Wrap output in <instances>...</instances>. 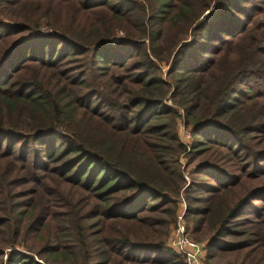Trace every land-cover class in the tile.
Instances as JSON below:
<instances>
[{
    "label": "trees",
    "instance_id": "obj_1",
    "mask_svg": "<svg viewBox=\"0 0 264 264\" xmlns=\"http://www.w3.org/2000/svg\"><path fill=\"white\" fill-rule=\"evenodd\" d=\"M186 168L206 264H264V0H0V264H184Z\"/></svg>",
    "mask_w": 264,
    "mask_h": 264
},
{
    "label": "built area",
    "instance_id": "obj_2",
    "mask_svg": "<svg viewBox=\"0 0 264 264\" xmlns=\"http://www.w3.org/2000/svg\"><path fill=\"white\" fill-rule=\"evenodd\" d=\"M178 114L181 115L182 111H178ZM180 128L182 129V133L179 135V139L188 149L191 143L190 130L185 129L184 126H180ZM184 179L187 183L190 182L188 174L184 173ZM184 215L185 208L181 207L171 237L167 242V247L175 254L181 256L184 264H204L205 245L199 244L190 238Z\"/></svg>",
    "mask_w": 264,
    "mask_h": 264
},
{
    "label": "rangeland",
    "instance_id": "obj_3",
    "mask_svg": "<svg viewBox=\"0 0 264 264\" xmlns=\"http://www.w3.org/2000/svg\"><path fill=\"white\" fill-rule=\"evenodd\" d=\"M6 19H7V20H4V23H5V24H11V22L8 21L9 18L6 17ZM42 31H46V27H45V26H42ZM116 33H117V35H118L119 37H121V36L123 35L121 32H118V30L116 31ZM119 37H116L115 39H113V41H114V42H117V41H118L117 39H119ZM166 69H167V68H164V69H163V77H164V78H166V75H165V73H164V72L166 71ZM180 126H183V125H182L181 120L178 119V120H177V125H176L178 136L181 135V133H182V129L180 128ZM187 150H188V149H187ZM181 164H182V166H183V164H185V159H183V158L181 159ZM190 170H191V168H186L185 171L183 172V173H185V174H188V176L190 177V182L187 183V181L184 179V185H183V187H182V189H181V191H180V194L178 195L179 197L177 198V206H176V211L174 212V217H173V220H172L173 222H172V223L169 225V227H168V234H167V237H166V244H165L166 247H167V242H168V240H169L170 237H171V234H172L173 228H174V226H175V224H176L177 216H178V214H179V211H180L181 207H184V208H185V215H186L187 205H186V203H185L184 192H183V191H184V190L190 185V183H191L192 176L190 175ZM185 215H184V219H185L186 227H187V229H188V232H189V236H190V238H191L193 241H195V242H197V243H199V244H204L205 247H206V243H205L204 241H202V242H198V241L194 240L193 237L191 236V230H192V228H191V224L187 222V220H186V216H185ZM167 248H168V247H167ZM168 249H169V248H168ZM169 250H170V249H169ZM206 255H207V253H206V249H205V255H204V257H203V263H204V264H206V262H205ZM4 259H5V258H4Z\"/></svg>",
    "mask_w": 264,
    "mask_h": 264
}]
</instances>
